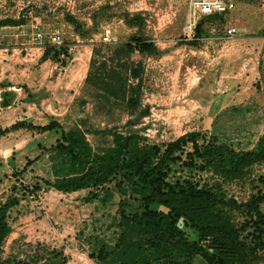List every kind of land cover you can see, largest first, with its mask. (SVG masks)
<instances>
[{
  "label": "rangeland",
  "instance_id": "374dc122",
  "mask_svg": "<svg viewBox=\"0 0 264 264\" xmlns=\"http://www.w3.org/2000/svg\"><path fill=\"white\" fill-rule=\"evenodd\" d=\"M231 1L234 10L222 17L193 16L201 22L197 33L186 27L189 0H0V131L8 130L0 134V202H18L8 215L0 264L41 263L55 254L64 264H86L100 246L113 245L118 203L130 202L136 188L111 180L66 193L45 181L86 169L93 155L114 146L115 134L135 136L124 155L134 146L162 150L193 131L236 150L252 148L264 133V0ZM33 20L42 24L40 43L31 39ZM229 26L234 37L226 35ZM106 28L112 39L102 43ZM137 37L153 41L157 51L125 52ZM102 58L106 73L117 60L136 68L131 83L140 80L139 90L128 91L136 103L86 82L91 62L96 67ZM52 120L64 135L39 130ZM29 124L34 128L21 127ZM182 170L177 174L200 183L212 176ZM263 178L264 161L221 181L220 190L245 202L264 194Z\"/></svg>",
  "mask_w": 264,
  "mask_h": 264
},
{
  "label": "trees",
  "instance_id": "16d2710c",
  "mask_svg": "<svg viewBox=\"0 0 264 264\" xmlns=\"http://www.w3.org/2000/svg\"><path fill=\"white\" fill-rule=\"evenodd\" d=\"M227 13L203 16L219 18ZM201 22L195 26L200 31ZM125 52L138 57L154 54L153 41L137 37L124 45ZM98 62L86 77V82L106 94L136 103L128 91H138L140 80L135 69L117 60L106 73L107 61ZM21 127L34 128L32 125ZM41 132L60 130L57 122L50 121L39 128ZM8 130L3 129L0 134ZM71 136L72 134L69 133ZM134 135L115 134L114 146L102 155H93L86 169L73 177L45 185L59 192H74L93 186H104L115 180L116 187L128 181L139 192L120 200L116 214L117 231L110 247L100 246L89 256L96 264H194L202 259L205 264H259L264 261V194H254L245 202L226 198L221 192V181L241 177L246 170L264 161V133L249 150H236L216 137L201 132H188L166 143L161 150L157 146L132 147ZM67 141V140H66ZM77 141H72L76 145ZM95 163V164H94ZM177 167L195 173L211 172L201 178L177 174ZM215 176V178L213 177ZM264 180V178H263ZM88 198H96L90 194ZM18 204L16 199L0 202V249L11 229L8 223L10 209ZM194 238H191V235ZM41 263L18 260L12 264H64L57 260Z\"/></svg>",
  "mask_w": 264,
  "mask_h": 264
},
{
  "label": "built area",
  "instance_id": "2783aa9c",
  "mask_svg": "<svg viewBox=\"0 0 264 264\" xmlns=\"http://www.w3.org/2000/svg\"><path fill=\"white\" fill-rule=\"evenodd\" d=\"M189 7L192 11V16L190 15L186 21V27L189 32L194 30L196 22L194 20L195 15L198 17L209 16L212 14H222L228 13L234 10L235 6L231 0H189ZM31 39L35 43H40L44 38V32L42 29V24L38 20H33L30 23ZM226 35L229 37H234L237 35V30L234 26H229L226 28ZM55 37V43L59 45L61 43V33L59 30H55L53 33ZM112 39V32L110 28H106L101 37L102 43H108Z\"/></svg>",
  "mask_w": 264,
  "mask_h": 264
},
{
  "label": "crops",
  "instance_id": "0c3cea01",
  "mask_svg": "<svg viewBox=\"0 0 264 264\" xmlns=\"http://www.w3.org/2000/svg\"><path fill=\"white\" fill-rule=\"evenodd\" d=\"M0 153H2V155H3V150L0 149ZM86 264H96V263L94 261H92V262H87Z\"/></svg>",
  "mask_w": 264,
  "mask_h": 264
}]
</instances>
